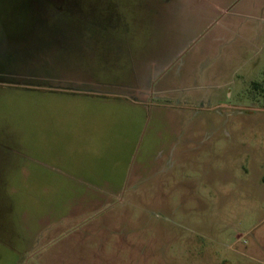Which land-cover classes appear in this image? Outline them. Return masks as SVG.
<instances>
[{"label":"rangeland","instance_id":"rangeland-1","mask_svg":"<svg viewBox=\"0 0 264 264\" xmlns=\"http://www.w3.org/2000/svg\"><path fill=\"white\" fill-rule=\"evenodd\" d=\"M187 1L0 0V264H264V11Z\"/></svg>","mask_w":264,"mask_h":264},{"label":"crops","instance_id":"crops-1","mask_svg":"<svg viewBox=\"0 0 264 264\" xmlns=\"http://www.w3.org/2000/svg\"><path fill=\"white\" fill-rule=\"evenodd\" d=\"M199 5L190 7L188 6L189 2H183L184 5L183 9L185 10L184 16L180 19V23H192L194 20L195 22H200L201 20L206 19V23L211 24L215 20L219 19L220 17H227L228 14L234 13L235 18H241V19H248L247 17L255 16L257 13H255L254 9L256 7L259 9H262L264 11V1L261 0V4L254 3V2H247L242 3L244 0H228L223 5H221L220 0L214 1V0H197ZM242 3V4H241ZM239 4L243 5L244 7L234 11V7H239ZM237 7V8H238ZM233 8V9H232ZM197 11V13H196ZM251 11L254 12V14L251 15ZM202 14V15H201ZM201 15V16H200ZM202 18V19H201ZM201 19V20H200ZM200 20V21H198ZM175 23V22H172Z\"/></svg>","mask_w":264,"mask_h":264}]
</instances>
